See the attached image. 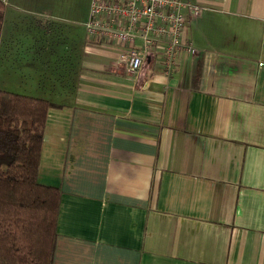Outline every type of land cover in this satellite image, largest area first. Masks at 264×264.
Masks as SVG:
<instances>
[{"label": "crops", "instance_id": "crops-1", "mask_svg": "<svg viewBox=\"0 0 264 264\" xmlns=\"http://www.w3.org/2000/svg\"><path fill=\"white\" fill-rule=\"evenodd\" d=\"M15 1L0 89L58 104L38 166L61 190L52 264H264V0H189L196 54L135 76L87 34L52 58L78 0Z\"/></svg>", "mask_w": 264, "mask_h": 264}, {"label": "trees", "instance_id": "trees-1", "mask_svg": "<svg viewBox=\"0 0 264 264\" xmlns=\"http://www.w3.org/2000/svg\"><path fill=\"white\" fill-rule=\"evenodd\" d=\"M4 2L0 0V31ZM46 99L0 89V264H52L61 190L38 181Z\"/></svg>", "mask_w": 264, "mask_h": 264}, {"label": "built area", "instance_id": "built-area-1", "mask_svg": "<svg viewBox=\"0 0 264 264\" xmlns=\"http://www.w3.org/2000/svg\"><path fill=\"white\" fill-rule=\"evenodd\" d=\"M203 9L189 0H90L84 27L88 37L116 51L111 63L126 75L152 61L169 74L182 54H196L187 21Z\"/></svg>", "mask_w": 264, "mask_h": 264}, {"label": "rangeland", "instance_id": "rangeland-1", "mask_svg": "<svg viewBox=\"0 0 264 264\" xmlns=\"http://www.w3.org/2000/svg\"><path fill=\"white\" fill-rule=\"evenodd\" d=\"M15 2L19 3L17 0ZM23 2L27 7L30 5V0H20V3ZM78 2L80 13L79 16H77V18L73 21V23H69L68 25H66V23H61L62 25L56 24L52 26V32L50 35V39L52 41L51 43L52 45H54L51 50L52 58L59 57L62 52H64L63 47H65V45L71 43H76L77 45H79L80 42H82L86 37L84 24L87 21L90 0H78ZM16 36L22 42L27 40L28 42H30V31H20L19 33H16ZM61 45H63V47L60 51L59 46Z\"/></svg>", "mask_w": 264, "mask_h": 264}]
</instances>
